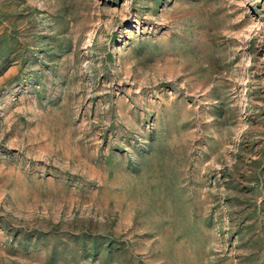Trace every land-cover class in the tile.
Returning a JSON list of instances; mask_svg holds the SVG:
<instances>
[{
  "label": "rangeland",
  "instance_id": "obj_1",
  "mask_svg": "<svg viewBox=\"0 0 264 264\" xmlns=\"http://www.w3.org/2000/svg\"><path fill=\"white\" fill-rule=\"evenodd\" d=\"M0 264H264V0H0Z\"/></svg>",
  "mask_w": 264,
  "mask_h": 264
}]
</instances>
